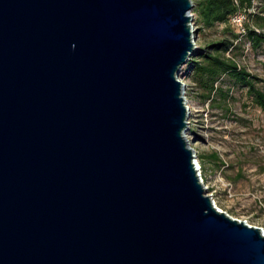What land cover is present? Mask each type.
Wrapping results in <instances>:
<instances>
[{"label":"water","instance_id":"1","mask_svg":"<svg viewBox=\"0 0 264 264\" xmlns=\"http://www.w3.org/2000/svg\"><path fill=\"white\" fill-rule=\"evenodd\" d=\"M190 0H0V264H264L185 140Z\"/></svg>","mask_w":264,"mask_h":264},{"label":"rangeland","instance_id":"2","mask_svg":"<svg viewBox=\"0 0 264 264\" xmlns=\"http://www.w3.org/2000/svg\"><path fill=\"white\" fill-rule=\"evenodd\" d=\"M190 1L198 46L190 58L213 42L233 39L223 25L202 29L197 14L201 0ZM260 6L261 3L255 1L250 13L257 14ZM240 23L242 29L243 23L255 25L251 16L246 15ZM232 25V30L240 37L233 52L235 63L250 75L263 79L264 47L254 50L238 24L232 22ZM257 31L264 32V27ZM179 80L186 85L184 97L191 109L185 139L189 146H195L208 195L220 211L233 219L246 220L248 225L262 228L264 232V111L248 97L246 88L229 79L224 78L218 84L228 91L227 96L223 99L216 95L215 102L200 98V91L187 78L186 65L181 69ZM214 155L218 157L216 161L212 159Z\"/></svg>","mask_w":264,"mask_h":264},{"label":"trees","instance_id":"3","mask_svg":"<svg viewBox=\"0 0 264 264\" xmlns=\"http://www.w3.org/2000/svg\"><path fill=\"white\" fill-rule=\"evenodd\" d=\"M255 1L261 3V8L257 14H251L250 9ZM197 14L202 29H211L216 24L223 25L233 38L231 41L222 39L213 42L187 61V78L192 80L200 91V98L203 101L215 102V96L218 95L224 99L228 91L218 87V84L226 78L233 84L246 88L248 97L264 111V78L258 79L250 75L235 63L233 52L237 48L235 42L240 40V37L232 30L234 27L231 23L232 17L238 14L251 16L255 25L253 27L243 23L244 37L254 50L264 47V32L257 31L264 27V0H201L197 4ZM212 159L216 161L217 155Z\"/></svg>","mask_w":264,"mask_h":264},{"label":"built area","instance_id":"4","mask_svg":"<svg viewBox=\"0 0 264 264\" xmlns=\"http://www.w3.org/2000/svg\"><path fill=\"white\" fill-rule=\"evenodd\" d=\"M190 16H191V18H192V21H191V23H190V26H191V29H192V31H195V28L193 27V21H194V18H193V15L190 13L189 14ZM242 18H243V15H240V14H238V15H236V16H234V17H232V19H231V23L233 22H236L237 24H238V26L240 27V30L241 31H243V29H242V27H241V20H242ZM196 38H195V40H194V45L196 46V49H198V46H197V44H196ZM195 49V50H196ZM181 81V80H180ZM181 83L182 84H185L183 81H181ZM186 86V85H185ZM184 86V87H185ZM183 98H184V101L186 102V100H185V97L183 96ZM187 103V102H186ZM194 155H195V152H194ZM195 163H196V171H197V173H198V177H199V179H200V182L203 184V186L207 189V191H208V188L206 187V185H204V181H203V179H202V176H201V166H200V164H199V162H198V160H197V157H196V155H195ZM211 198H212V196H210ZM212 200H213V198H212ZM243 222H245L247 225H248V222L246 221V220H244ZM262 231H263V229L262 228H260Z\"/></svg>","mask_w":264,"mask_h":264},{"label":"bare ground","instance_id":"5","mask_svg":"<svg viewBox=\"0 0 264 264\" xmlns=\"http://www.w3.org/2000/svg\"><path fill=\"white\" fill-rule=\"evenodd\" d=\"M184 86H185V84H183V88H182V96H184ZM187 109H188V114L190 115L191 114V109L187 106ZM189 127V126H188ZM188 129V128H187ZM186 134V133H185ZM186 140V139H185ZM190 147V149L193 151V152H195V146H194V148L192 147V146H189Z\"/></svg>","mask_w":264,"mask_h":264}]
</instances>
